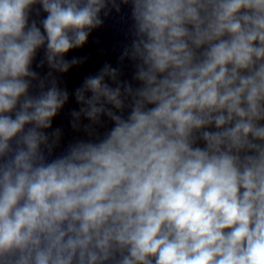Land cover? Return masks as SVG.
Here are the masks:
<instances>
[{
  "label": "clouds",
  "instance_id": "1",
  "mask_svg": "<svg viewBox=\"0 0 264 264\" xmlns=\"http://www.w3.org/2000/svg\"><path fill=\"white\" fill-rule=\"evenodd\" d=\"M131 3L121 60L141 86L109 64L86 78L73 127L115 126L46 162L69 93L31 70L36 52L68 72L83 60L64 55L119 4L0 0V264H264V0Z\"/></svg>",
  "mask_w": 264,
  "mask_h": 264
}]
</instances>
